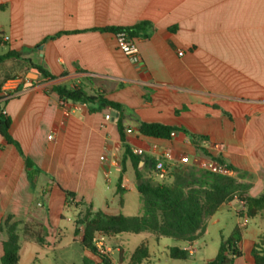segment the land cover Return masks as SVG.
Returning a JSON list of instances; mask_svg holds the SVG:
<instances>
[{"label":"crops","instance_id":"crops-1","mask_svg":"<svg viewBox=\"0 0 264 264\" xmlns=\"http://www.w3.org/2000/svg\"><path fill=\"white\" fill-rule=\"evenodd\" d=\"M144 22L148 24L133 37L136 63L117 47L115 33L101 29ZM0 35L6 37L2 50L17 51L55 76L45 79L29 70L1 102L10 118V135L35 165L30 177L32 167L0 135V223L8 216L10 222H19L17 264H54L57 242L64 235L80 243L83 226L77 227L75 220L82 206L107 214H123L124 209L140 214L137 175L155 174L151 161L164 152L171 154L169 171L210 162L186 134L144 136L137 130L140 121L207 137L202 145L232 167L230 174L238 182L248 184L218 207L197 238L209 222L229 219L219 243L220 236L227 237L235 227L241 235L240 256L231 264H255L252 248L258 239L264 242V208L247 216L243 197L264 192V0H0ZM12 64L19 65L9 69ZM25 68L23 61L10 59L0 69V79ZM85 76L93 77V83ZM59 83L98 87L126 109L127 143L140 160L135 168L126 159L121 180L117 115L105 119L116 113L108 107L90 111L86 103L60 98L52 90ZM183 156L187 163L179 161ZM26 221L44 227L43 244L21 229ZM115 235H106V242H112L118 254L126 252L124 240H114ZM197 238L179 247L195 249ZM6 239L1 225L0 258ZM174 241L151 232L141 243L148 253L140 264H156L159 255L172 260L169 248L177 246ZM84 250L85 264H102ZM108 257L113 264H126L122 257Z\"/></svg>","mask_w":264,"mask_h":264},{"label":"trees","instance_id":"trees-1","mask_svg":"<svg viewBox=\"0 0 264 264\" xmlns=\"http://www.w3.org/2000/svg\"><path fill=\"white\" fill-rule=\"evenodd\" d=\"M145 24L148 23L144 22L142 25L136 24L130 27H103L101 29L109 30L113 33L124 30L131 37H134L137 31L143 30ZM58 34L55 35L57 36ZM144 35L146 36V33ZM1 46H5V40L0 35ZM10 59L23 61L26 68L6 74L0 79V88L6 79L15 76L25 77V73L29 70L38 73L45 79L55 78L53 74L40 65L31 62L30 59L22 58L19 52L0 48V69ZM78 72L85 71L78 69ZM83 79L88 83H93L94 81L91 76H85ZM52 90L62 99L88 104L90 111L102 110L107 107L114 111L117 115L115 122L123 149L120 162V180L125 171L126 159L129 158L135 168L137 167L140 157L131 150L127 143L124 126L126 109L121 103L108 99L106 92L98 87H91V89L87 90L84 84L68 87L59 83L53 85ZM2 110L0 101V135L7 143L17 148L19 154L24 157L26 166L32 167V170L28 172L31 177L35 170V165L24 155L17 141L10 135V118ZM137 130L144 136L163 139L170 138L171 132L180 131L188 136L197 149L210 158V162L226 165L231 171L232 167L226 164L220 156L213 155L202 145L207 140L205 136H197L183 127L159 122L140 121L137 125ZM154 165L155 162L152 160L151 167H154ZM169 169L170 166H168L167 174L161 181H154L151 177L142 178L139 174L137 175L140 183L136 185V188L142 202V212L140 214H107L102 210L93 211L90 207H87L83 217L75 220L77 225L81 224L83 226L80 240L81 246L98 256L102 264H113L108 255L99 253L92 243L95 233L101 232L105 235H115L148 231L158 236L191 243L202 231L207 219L217 211L222 203L230 200L234 194L241 193L248 187V184L238 182L237 177L230 173L213 172L207 166L201 167L187 164L175 167L170 171ZM168 177L169 179H167ZM65 192L68 198L73 197L72 192ZM243 200L246 215L249 217L264 208V192L257 197L244 196ZM1 225L5 226L7 230V239L3 242V254L0 258V264H17L19 257V222H10V217L8 216L3 223H0ZM21 229L39 244L44 243V227L40 223L26 221L22 223ZM78 231L79 229L76 228V232ZM240 238V231L237 227L227 237L220 236L217 254L204 264H231L236 257L240 256V250L237 246ZM120 253L121 251L119 252V260L121 259ZM147 253V247L144 244H140L131 255V263L140 264L147 256ZM169 255L173 259H185L188 253L179 246H172L169 248ZM252 256L255 264H264V242L262 239H258L254 243Z\"/></svg>","mask_w":264,"mask_h":264},{"label":"rangeland","instance_id":"rangeland-1","mask_svg":"<svg viewBox=\"0 0 264 264\" xmlns=\"http://www.w3.org/2000/svg\"><path fill=\"white\" fill-rule=\"evenodd\" d=\"M19 64H12L9 67L10 68H17ZM151 178L154 181H161L156 174H152ZM132 202H134V205H137L136 200L134 199ZM131 202H128V205H130ZM87 207L82 206L80 207V211L76 215V219H80L83 217V215L86 212ZM123 214H137L136 209H124ZM72 226V224H70ZM76 226H82L81 224H76ZM229 219L227 220V223L222 222L220 224H212L209 222L207 224V228L205 229L204 233L200 235V237L197 238L196 243L193 244V247H195L196 252L191 257H186L185 259H172V260H166L164 256L159 255L160 261H157L156 264H202L206 259L213 258L218 251L219 246V233L222 231L223 233H226L229 228ZM151 232L148 231H142L139 233H122L120 235L113 236L114 240L122 239L124 240V250L120 253V256L123 258V263L126 261V264H132L130 261L131 255L134 251V249L139 246L142 242L145 241L146 238H148L149 234ZM71 236L64 235L61 237V239L57 242V248L54 252L55 255V262L54 264H85L87 262L86 255L87 253L81 246V244L78 241V238L71 240ZM167 239V238H163ZM71 240V241H69ZM107 241L109 239L106 237ZM166 241V240H163ZM67 244V245H66ZM115 252H110V256L116 257V261H119V254L117 250L115 249V245L110 242L108 243ZM181 246L182 242L175 240L172 242V245ZM151 246V245H150ZM155 246V245H154ZM159 250H161V247H159Z\"/></svg>","mask_w":264,"mask_h":264},{"label":"built area","instance_id":"built-area-1","mask_svg":"<svg viewBox=\"0 0 264 264\" xmlns=\"http://www.w3.org/2000/svg\"><path fill=\"white\" fill-rule=\"evenodd\" d=\"M3 40H6V37H2ZM115 40L117 47L126 55V57L132 63H136L139 59L138 55V46L133 37H131L126 31L121 30L115 33ZM25 77L23 76H15L8 78L4 81L0 88L1 98L0 101L2 102L6 98L12 95V92L18 88V86L24 81ZM4 113L5 111L2 110ZM112 117L111 114H106L105 119H110ZM113 118V117H112ZM171 135H174V132H171ZM103 158V156H101ZM171 159V154L169 151L164 152L155 162L154 171L156 176L159 179H163L168 171V163ZM181 163H187L188 158L187 156H183L179 159ZM210 170L217 173L222 174H229L230 170L227 168L226 165L218 164L215 162H209L206 165ZM106 235L97 232L94 234L92 238V243L96 247L97 251L101 254L108 255L110 252L113 251V248L106 242L105 240ZM188 254L192 255L195 252V249L192 248L191 245L185 248Z\"/></svg>","mask_w":264,"mask_h":264},{"label":"water","instance_id":"water-1","mask_svg":"<svg viewBox=\"0 0 264 264\" xmlns=\"http://www.w3.org/2000/svg\"><path fill=\"white\" fill-rule=\"evenodd\" d=\"M111 115H112V117H115V115H116V114H114V113H111Z\"/></svg>","mask_w":264,"mask_h":264}]
</instances>
